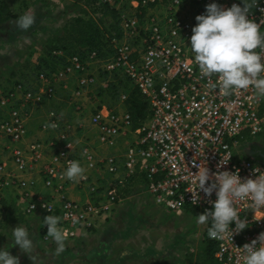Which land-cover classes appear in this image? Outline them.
I'll use <instances>...</instances> for the list:
<instances>
[{
    "label": "built area",
    "instance_id": "built-area-1",
    "mask_svg": "<svg viewBox=\"0 0 264 264\" xmlns=\"http://www.w3.org/2000/svg\"><path fill=\"white\" fill-rule=\"evenodd\" d=\"M211 2L94 0L118 12L119 35L109 39V51L54 52L61 64L18 79L0 94V220L9 195L25 217L58 216L70 240L102 228L132 193L145 191L177 216L185 207L196 215L210 209L214 192L205 197L200 191L197 202L190 193L192 173L201 165L210 175L239 170L242 179L253 167L264 170V163L234 155L240 140L264 133V97L253 99L251 88L224 95L215 75H201L188 48L194 17ZM215 2L239 6L237 0ZM248 4L249 17L264 33V0ZM257 51L264 60V50ZM114 73L127 79L145 104L136 127L124 105L128 90L113 107L97 97ZM225 152L232 156L217 169ZM68 159L85 169L78 181L62 177ZM234 206L248 224L244 230L231 240L207 233L200 239L216 244L214 264H243L236 247L264 232V206L250 200ZM209 226L203 224L206 231ZM45 233L41 222V242L53 244ZM195 244L187 245L186 258ZM184 264L190 263L184 259Z\"/></svg>",
    "mask_w": 264,
    "mask_h": 264
},
{
    "label": "rangeland",
    "instance_id": "rangeland-1",
    "mask_svg": "<svg viewBox=\"0 0 264 264\" xmlns=\"http://www.w3.org/2000/svg\"><path fill=\"white\" fill-rule=\"evenodd\" d=\"M3 1L11 14L8 20L0 23V94L11 88L16 80L24 79L27 72V76L31 75L36 62L47 58L48 47L53 45L50 39L62 36L65 23L81 16L82 10L93 16L98 14L75 0ZM24 13L35 18L27 31L18 29L15 24ZM35 122L37 118L32 120V128ZM240 143L234 150L235 157H253L251 148L264 149V133ZM137 194L132 193L119 205L102 228L65 240V247L58 254L55 243L43 244L34 229V223H41L43 217L23 216L21 207L7 195L4 217L0 220V247H9L11 229L20 224L28 229L34 249L33 253L26 254L16 246L8 248L19 264H184L190 249L187 245L196 243L190 255L194 257L201 247L200 239H205L207 233L203 224L197 222L195 212L185 207L177 216L162 205H156L145 191ZM126 202L128 209L123 208ZM30 255H34V261Z\"/></svg>",
    "mask_w": 264,
    "mask_h": 264
},
{
    "label": "clouds",
    "instance_id": "clouds-1",
    "mask_svg": "<svg viewBox=\"0 0 264 264\" xmlns=\"http://www.w3.org/2000/svg\"><path fill=\"white\" fill-rule=\"evenodd\" d=\"M242 6L233 3L223 7L215 2L204 6L202 14L194 17L195 24L188 37V48L197 63L201 75L219 80V90L224 95H231L239 90L251 88L253 99L264 97V60L257 49L264 50V33L259 25L249 17L250 5L241 0ZM34 16L29 13L20 15L15 24L22 31H27L34 23ZM55 127V123L51 124ZM232 156L225 152L219 158L216 168L226 165ZM62 177L78 181L85 169L79 161L68 159ZM239 170L212 172L206 166H199L192 173V200L197 202L198 193L205 197L213 192L215 199L209 201L210 209L196 215L200 224L209 223L207 234L211 238L231 240L235 233L246 228L247 222L241 218L234 206L237 201L250 200L254 206H264V170L251 169L249 178H241ZM207 182V186H206ZM46 225V236L55 243L58 254L65 247L66 234L59 227V217L48 214L41 221ZM232 225V227H230ZM11 244L5 249L0 247V264H19L18 258L9 253L8 248L16 246L23 253H33L34 242L28 229L20 224L11 229ZM243 264H264V232L256 239L241 247ZM34 261V255L29 257Z\"/></svg>",
    "mask_w": 264,
    "mask_h": 264
},
{
    "label": "trees",
    "instance_id": "trees-1",
    "mask_svg": "<svg viewBox=\"0 0 264 264\" xmlns=\"http://www.w3.org/2000/svg\"><path fill=\"white\" fill-rule=\"evenodd\" d=\"M79 3L88 5L92 12H97L93 16L86 10L81 11V16L74 17L65 23L62 28V36L50 39L52 47H48L47 58L40 59L36 62L31 73L38 71H50L59 64L61 59L54 52L62 51L66 56L74 54H82L85 51L95 50L98 54L103 55L104 50L109 51L108 41L110 38L119 35L118 28V12L106 5L96 6L94 0H75ZM239 6H242L241 0H237ZM0 1V23H4L10 17L11 12L7 5ZM249 3L250 0H244ZM80 45L85 46L80 48ZM51 51V52H50ZM53 51V52H52ZM49 57V58H48ZM29 73L25 74L27 78ZM30 76V75H29ZM111 82L106 90L97 93L100 102L105 103L109 107H113L118 103V95L121 91L128 90V98L124 105L128 109L131 116L133 127L137 126L138 120L145 116V104L139 98L135 89L129 87V82L123 76L114 73ZM114 103V105L110 104ZM241 142V140H240ZM254 160L264 163V158L258 155L252 157ZM216 251V244L211 240H206L201 244L198 253L194 257H188L186 260L191 264H214L213 254ZM164 264V263H153Z\"/></svg>",
    "mask_w": 264,
    "mask_h": 264
},
{
    "label": "flooded vegetation",
    "instance_id": "flooded-vegetation-1",
    "mask_svg": "<svg viewBox=\"0 0 264 264\" xmlns=\"http://www.w3.org/2000/svg\"><path fill=\"white\" fill-rule=\"evenodd\" d=\"M254 155H258L264 158V149L251 148Z\"/></svg>",
    "mask_w": 264,
    "mask_h": 264
},
{
    "label": "crops",
    "instance_id": "crops-1",
    "mask_svg": "<svg viewBox=\"0 0 264 264\" xmlns=\"http://www.w3.org/2000/svg\"><path fill=\"white\" fill-rule=\"evenodd\" d=\"M136 194V193H135ZM137 195H139V194H137ZM129 199V198H128ZM127 202H129V201H127ZM127 202H126V204L123 206V208H125V209H128V207H127ZM144 202V201H143ZM34 223V222H33ZM32 225V224H31ZM34 225H36L35 227H34V229L36 228V230H37V235H38V227H39V223L37 222V223H34ZM194 247H196V244L194 245Z\"/></svg>",
    "mask_w": 264,
    "mask_h": 264
}]
</instances>
